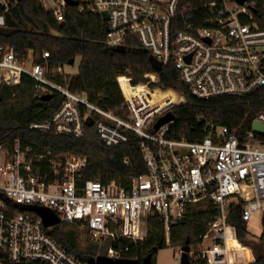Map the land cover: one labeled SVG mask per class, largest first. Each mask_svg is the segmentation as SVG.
Returning a JSON list of instances; mask_svg holds the SVG:
<instances>
[{
  "label": "built area",
  "instance_id": "2783aa9c",
  "mask_svg": "<svg viewBox=\"0 0 264 264\" xmlns=\"http://www.w3.org/2000/svg\"><path fill=\"white\" fill-rule=\"evenodd\" d=\"M19 1L0 0V28L6 25L7 11ZM40 1L64 19L66 0ZM84 8L101 15L108 12L109 45H126L130 36H137L162 65L174 62L199 98L264 90V0H207L189 7L183 0H87L81 4ZM49 56V50L42 52L43 58ZM0 70V79L9 84L20 83L28 74L38 88L64 94L66 99L55 114L32 127L81 136L94 121L107 146L128 141L134 132L147 166L127 185L92 178L80 184L77 178L87 165L85 156H51L50 151H37L20 139L0 141V264H90L54 237L32 205L49 208L63 222L80 224L87 239L102 246L109 243L104 254L122 258L130 257L124 241L146 240L149 217L161 216L169 242L171 224L186 214L191 203L201 200L211 201L217 213L192 255L208 263L239 264L229 259L230 213L241 206L244 220L260 214L264 223V134L252 127L240 136L226 125L211 124L202 139L191 140L172 133L176 118L156 128L163 115L185 101L177 90L153 85L160 82V70L146 73L147 80L139 83L131 76H119L129 109L126 116L54 81L48 61H35L33 51L22 56L14 46L0 43ZM10 71L16 79L9 77ZM52 72L63 74V66L53 67ZM158 88L172 89L179 97L157 102ZM138 92L145 93L147 100H140ZM94 114L99 116L96 121ZM255 121L264 126V104ZM47 159L53 178L42 172ZM124 161L130 163L131 158Z\"/></svg>",
  "mask_w": 264,
  "mask_h": 264
},
{
  "label": "trees",
  "instance_id": "16d2710c",
  "mask_svg": "<svg viewBox=\"0 0 264 264\" xmlns=\"http://www.w3.org/2000/svg\"><path fill=\"white\" fill-rule=\"evenodd\" d=\"M86 1L79 0L78 5L67 4L64 19L59 20L40 0H20L6 13V25L0 28V43L14 46L22 56L33 51L35 61H48L49 76L54 81L74 92L85 94L102 108L126 116L129 109L119 76H131L134 83L145 82V74L156 71L150 60L151 50L145 48L137 36H130L126 51H114L107 43V20L96 11L81 9V4ZM183 1L189 7L207 0ZM44 50L50 51L46 59L42 57ZM78 57L79 71L72 77L52 72L55 66L75 64ZM159 75L160 82L153 85L173 88L185 96L184 102L171 108L176 118L172 133L176 137L202 139L207 133L206 127L211 124L226 125L242 136L252 130L256 114L264 104V90L247 95L199 98L191 93L174 62L162 65ZM37 85V80L28 74H23L18 84H9L0 79V141L12 143L20 139L37 151H50L51 156L62 153L85 156L87 165L80 170L77 178L80 184L92 178L104 183L117 180L127 185L131 177L147 171L140 139L134 132L128 141L107 146L100 138L94 121L86 125V131L81 136L32 127L35 122L51 118L66 99L57 89L44 91ZM123 86L129 94L125 79ZM165 94H173V90L158 88L156 99ZM98 117L94 114L95 121ZM126 156L131 158L130 163L124 161ZM42 172L51 178L55 176L48 159L42 165ZM216 213V206L209 200L191 203L186 214L171 224L169 242L165 221L156 214L148 218L146 240L138 244L124 241L123 244L129 245L128 256L137 258L139 264L146 257L156 264L160 248L169 245L180 247L188 241L192 245L201 242ZM229 221L239 237H246L248 221L242 218L241 206L233 208ZM81 231L80 224L67 222L62 227L50 229L69 251L88 262L105 253L103 249L108 247V242L102 246L87 238L84 241ZM261 238L264 241V233ZM191 264L209 263L192 255ZM252 264H264V254L259 255Z\"/></svg>",
  "mask_w": 264,
  "mask_h": 264
},
{
  "label": "rangeland",
  "instance_id": "374dc122",
  "mask_svg": "<svg viewBox=\"0 0 264 264\" xmlns=\"http://www.w3.org/2000/svg\"><path fill=\"white\" fill-rule=\"evenodd\" d=\"M80 58L76 60L73 65H66L63 75L68 78L72 77L79 71ZM1 73V70H0ZM9 76L17 78L14 72H9ZM171 96L179 97V93L173 90V94H167ZM57 166L59 163L57 162ZM66 222H59L50 226V229H55L56 226H64ZM81 226V225H80ZM82 238L86 240L85 228L81 226ZM264 233V223L260 214L254 215L248 221V232L246 237L241 238L237 235V231L232 224L228 226V238L232 245V249L229 255V259L239 264H247L253 262L259 255L264 254V241L262 240V234ZM201 247V243L191 244V251L198 250ZM103 250H106L104 248ZM192 256V252H191ZM156 264H182L181 263V246L173 247L171 245L160 248L157 254ZM209 264H227V263H209Z\"/></svg>",
  "mask_w": 264,
  "mask_h": 264
},
{
  "label": "water",
  "instance_id": "95a60500",
  "mask_svg": "<svg viewBox=\"0 0 264 264\" xmlns=\"http://www.w3.org/2000/svg\"><path fill=\"white\" fill-rule=\"evenodd\" d=\"M66 1L70 5L79 4V0H66ZM102 16L104 19H108V12L103 11ZM113 49L114 51L124 52L127 50V47L126 45H117L113 47ZM150 60L155 70L159 71L162 67L161 62L156 58V56H154V54L150 55ZM172 119H175V114L170 110L158 120V122L156 123V128H158L160 125ZM91 123H93V121ZM253 127L256 132L260 134H264V126L260 122L255 121ZM30 208L37 211L43 217L46 226H52L61 222L59 216L49 208L38 205H32L30 206ZM181 251H182L181 263L191 264V244L189 241L183 246H181ZM89 262L94 264H139V260L137 258H133V257L114 258L106 254H99L98 256L90 259ZM142 264H153V262L150 257H146L143 259Z\"/></svg>",
  "mask_w": 264,
  "mask_h": 264
},
{
  "label": "bare ground",
  "instance_id": "6f19581e",
  "mask_svg": "<svg viewBox=\"0 0 264 264\" xmlns=\"http://www.w3.org/2000/svg\"><path fill=\"white\" fill-rule=\"evenodd\" d=\"M9 77H10V76H9ZM135 95H136L140 100H147V96H146V94L143 93V92H138V93H136ZM170 98H171V99H176L177 96H171V95H167V94H165V95H162V96L158 97V98L156 99V101H157V102H161V101H163V100H170Z\"/></svg>",
  "mask_w": 264,
  "mask_h": 264
},
{
  "label": "crops",
  "instance_id": "0c3cea01",
  "mask_svg": "<svg viewBox=\"0 0 264 264\" xmlns=\"http://www.w3.org/2000/svg\"><path fill=\"white\" fill-rule=\"evenodd\" d=\"M65 66H66V65L63 66L64 69H65Z\"/></svg>",
  "mask_w": 264,
  "mask_h": 264
}]
</instances>
